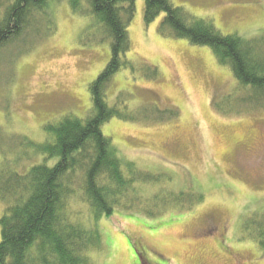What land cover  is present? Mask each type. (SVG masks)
Returning a JSON list of instances; mask_svg holds the SVG:
<instances>
[{
  "label": "rangeland",
  "instance_id": "obj_1",
  "mask_svg": "<svg viewBox=\"0 0 264 264\" xmlns=\"http://www.w3.org/2000/svg\"><path fill=\"white\" fill-rule=\"evenodd\" d=\"M172 1L192 16L212 21L223 34L254 36L264 30V0ZM11 2L0 0L2 11ZM144 8V0H136L128 25V64L114 75L106 93L108 103L122 110L158 105L149 112L158 120L114 117L102 130L124 160L170 175L167 187L203 193L204 199L155 218L137 210L104 217L98 225L106 245L91 253L92 264H141L136 249L145 264H264V250L242 238L245 218L264 215V108L222 111L250 88L240 86L210 47L162 35L163 13L147 25ZM50 15L52 21L41 27L44 36L34 38L29 49L21 51L19 40L7 51L1 49L0 163L10 160L17 170L27 165L16 158L25 151L10 136L21 134L42 144L49 136L47 123L69 114L86 118L92 106L89 86L112 55V38L92 12L74 13L68 0H54ZM120 96H128V106L120 105ZM170 106L177 107L178 116L159 121ZM27 151L29 162L43 160L32 147ZM142 188L159 190L153 184ZM74 204L87 220L88 204L80 199ZM5 207L0 200V220Z\"/></svg>",
  "mask_w": 264,
  "mask_h": 264
},
{
  "label": "trees",
  "instance_id": "obj_2",
  "mask_svg": "<svg viewBox=\"0 0 264 264\" xmlns=\"http://www.w3.org/2000/svg\"><path fill=\"white\" fill-rule=\"evenodd\" d=\"M52 1L12 0L3 11L0 4V77L4 56L1 49L7 51L5 48L19 40L24 52L34 38L43 37L41 27L52 21ZM68 1L74 13L92 12L105 26L112 38L111 59L89 86L92 106L86 118L69 114L47 123L44 128L49 136L42 144L25 135L10 136L11 141L24 147V155L16 158L27 161V165L17 170L10 160H3L4 167L0 163V200L6 205L0 220V264H92L91 253L106 245L98 225L104 217H111L118 210H137L155 218L172 207H192L204 199L203 193L178 192L167 187L170 175L144 171L136 162L124 160L112 138L102 130L114 117L158 120L149 115L154 107L159 109L156 104L129 111L111 106L107 100L106 91L112 78L128 64L126 53L131 48L128 25L136 12V0ZM85 2L90 6L86 11L82 8ZM144 2L147 25L163 13L159 25L162 35L210 47L219 63L231 68L240 86L250 88L244 97L230 100L234 103L227 109L220 106L219 109L235 112L264 108V30L254 36L223 34L212 21L192 16L172 0ZM152 70V77L158 78L157 67ZM127 99L128 96H120V105L128 106ZM164 109L168 115L159 121L174 119L179 114L175 106ZM138 112L139 116L132 115ZM30 147L43 160L29 162ZM0 153L2 156V146ZM145 184L158 185L159 190L143 191ZM78 199L89 206L87 220L81 211L73 209ZM257 215L245 218L242 238L253 240L264 250V215L260 218ZM136 251L140 263L145 264Z\"/></svg>",
  "mask_w": 264,
  "mask_h": 264
}]
</instances>
